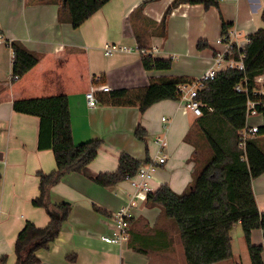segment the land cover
<instances>
[{
    "label": "crops",
    "instance_id": "crops-1",
    "mask_svg": "<svg viewBox=\"0 0 264 264\" xmlns=\"http://www.w3.org/2000/svg\"><path fill=\"white\" fill-rule=\"evenodd\" d=\"M65 1L0 0V85L5 88L0 94V255L16 264L14 246L26 223L45 228L51 222V214L32 201L40 193L38 174L56 170L53 151L38 149L40 119L16 113L13 103L63 94L69 98L75 143L101 140L102 146L84 173L68 174L51 189L50 203L69 205L71 210L58 238L39 251L41 263L187 264L173 224L161 220V210L148 207L147 198L137 199L131 209L128 242L103 241L114 234V216L132 201L135 191L126 180L101 187L93 179L117 172L123 154L143 164L154 159L156 143L163 140L167 161L157 170V180L182 194L193 179L195 152L186 137L198 117L185 111L180 100L160 102L143 114L137 107L104 102L90 109L85 95L93 85L132 90L146 88L156 78L200 79L220 50L217 40L224 24L230 26L228 32L240 34L235 42L244 47L251 34L264 28V0H219L217 8L208 10L203 5H181L168 16L165 37L155 32L173 0H111L78 29L62 19ZM145 3L143 12L137 13ZM137 31L147 39L148 48L139 47ZM7 41L21 43L40 58L27 76L16 81ZM107 44L139 48L146 55L136 51L106 56ZM144 57L172 59L173 66L169 71H149ZM97 96L101 100L105 94ZM257 123L263 125L264 119L250 120ZM139 127L147 132L146 143L135 136ZM253 192L264 213V174L253 181ZM251 239L254 245H264V230L253 231ZM233 253L232 259L219 264L236 260L234 247ZM246 253L251 261L247 243Z\"/></svg>",
    "mask_w": 264,
    "mask_h": 264
},
{
    "label": "trees",
    "instance_id": "trees-1",
    "mask_svg": "<svg viewBox=\"0 0 264 264\" xmlns=\"http://www.w3.org/2000/svg\"><path fill=\"white\" fill-rule=\"evenodd\" d=\"M110 1L66 0L62 19L78 29ZM157 1L160 0L149 2ZM181 5H203L208 10L217 8L219 0H173L155 35L165 37L167 18ZM145 6L146 3L141 5L137 13H142ZM262 21L264 23V12ZM229 29L230 26L224 24L222 34H227ZM135 35L139 47L148 48L147 39L138 31ZM7 45L13 51L12 77L22 79L37 66L40 58L17 41H7ZM245 53V71H222L199 92L202 116L196 119L195 128L186 137L195 152L193 179L188 189L178 194L169 186H163L147 198V206L160 209L161 220L173 224L187 264H219L232 259L231 234L237 224L242 226L251 264H264V245H254L251 239L253 231L264 230V213L259 211L253 192V181L264 174V124L247 141L246 147L240 148L241 132L247 125L248 101L258 103L257 110L264 117V93L256 83L264 76V28L249 36ZM143 64L149 71H169L173 61L144 57ZM195 81L186 77L156 78L146 88L102 92L105 96L101 100L98 92L96 98L98 104L137 107L144 114L160 102L180 100L181 86ZM239 86L242 92L237 91ZM4 90L0 85V94ZM13 109L18 114L40 119L38 149L53 151L56 160L54 172L38 174L40 193L32 201L34 207L44 208L51 214V222L45 228L27 222L14 246L16 264H42L39 251L48 249L58 238L71 210L69 205H52L50 191L66 175L84 173L98 157L102 141L75 143L66 95L16 100ZM194 134L197 140L193 139ZM135 136L147 142V132L143 128L139 127ZM205 149L209 150L207 154ZM142 165L123 154L117 172L100 174L93 181L101 187L115 186L127 176H134ZM8 260V256L0 255V264H8Z\"/></svg>",
    "mask_w": 264,
    "mask_h": 264
},
{
    "label": "built area",
    "instance_id": "built-area-1",
    "mask_svg": "<svg viewBox=\"0 0 264 264\" xmlns=\"http://www.w3.org/2000/svg\"><path fill=\"white\" fill-rule=\"evenodd\" d=\"M240 37V34L236 31H230L227 34L221 36L217 40V45L220 50L217 51L213 57V63L209 70L194 83L189 85H182L180 88L181 98L180 101L184 103L185 111L192 112L196 117L202 116L201 103L198 100L199 92L205 85L216 79L218 74L222 71L236 70L239 72L245 71V48L243 45H238L235 40ZM3 40L0 37V42ZM249 43V40H247ZM138 51L141 55H146L144 50L128 48L120 45H105L103 52L106 56H112L116 52H124L132 54ZM15 81L19 80L17 77L13 78ZM256 83L261 91L264 93V76L259 77ZM238 92H242L241 86L237 87ZM97 92L108 93L111 92V88L107 85H93L89 92L85 95L87 106L92 109L98 106V101L95 94ZM258 103L254 101H248L247 104V125L241 132L240 136V148L244 149L248 140L252 139L262 125L250 124L252 118L264 119L262 113L257 110ZM186 113V112H185ZM165 120V119H163ZM158 151L154 159L143 164L138 172L134 176H127L126 181L130 183L134 189V195L132 201L125 207H123L115 216V232L111 237H103V241L110 244L120 245L124 242H128L130 238V226L132 221L131 209L136 206L137 199H146L150 194L156 193L162 184L157 180V170L160 166L166 163V157L164 149L166 143L163 140L157 141ZM49 264V263H42Z\"/></svg>",
    "mask_w": 264,
    "mask_h": 264
},
{
    "label": "rangeland",
    "instance_id": "rangeland-1",
    "mask_svg": "<svg viewBox=\"0 0 264 264\" xmlns=\"http://www.w3.org/2000/svg\"><path fill=\"white\" fill-rule=\"evenodd\" d=\"M193 139L197 140V135H193ZM209 150L205 149V153L207 154ZM232 239H233V247L235 254L238 256V258L234 261H230L225 264H251V261L248 257V254L246 253V241L244 238V233L241 224L235 226L232 230Z\"/></svg>",
    "mask_w": 264,
    "mask_h": 264
}]
</instances>
